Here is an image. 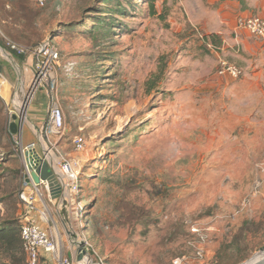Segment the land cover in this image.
Returning a JSON list of instances; mask_svg holds the SVG:
<instances>
[{
  "label": "rangeland",
  "instance_id": "rangeland-1",
  "mask_svg": "<svg viewBox=\"0 0 264 264\" xmlns=\"http://www.w3.org/2000/svg\"><path fill=\"white\" fill-rule=\"evenodd\" d=\"M244 1L47 0L26 15L31 33L8 36L60 53L65 132L51 142L78 178L72 228L85 223L106 264H264V42L235 28L240 16L264 18V0ZM1 53L11 62L0 79V227L20 239L22 165L7 130L19 90L29 98L34 56ZM219 59L242 76H219ZM23 136L37 141L27 127ZM19 246L0 243V264H26Z\"/></svg>",
  "mask_w": 264,
  "mask_h": 264
},
{
  "label": "built area",
  "instance_id": "built-area-1",
  "mask_svg": "<svg viewBox=\"0 0 264 264\" xmlns=\"http://www.w3.org/2000/svg\"><path fill=\"white\" fill-rule=\"evenodd\" d=\"M35 1L40 6L47 2V0ZM235 28L236 30H243L251 37L264 42V18L260 16H240L237 18ZM4 43L9 53L17 56H25L30 53L34 56L32 81L28 90L29 98L24 102V115L19 112L16 115L17 133L13 135L16 138V150L22 165L20 172L22 189L19 193V199L23 204V214L20 218V239L26 256V264H41L42 261H49L48 256L52 257L49 261L51 264H106L97 256L93 245L81 233L84 231V223H80L81 228L75 231L72 224L66 221L68 222L66 224L71 242H75L73 245L77 246L83 243L87 252V256H84L79 262L67 256L64 253L65 247L62 241L55 237L50 229H45L41 225L42 223L51 224L56 228L52 214H66L70 220L68 212L79 214V211H82L81 201L75 207L79 186L73 164L68 162L64 156H58L56 143L51 142V139L59 138L65 132L64 114L56 96V68L59 67L60 53L49 41H43L32 48L24 47L9 39H5ZM65 69L67 73H72L74 64H68ZM217 70L219 76L228 75L231 78L242 76L241 69L223 59H219ZM41 88H45L49 100L48 118L41 128L31 126V133L37 141L24 145L23 126L26 121V110ZM10 117L12 118L11 115ZM11 122L10 119L9 123ZM72 146L76 152L83 151L85 147L84 138H74ZM42 162H47L60 187L58 198L52 197L47 182L40 181L39 184H36L32 179V172H35ZM35 216H38L39 223L34 221ZM191 232L195 235L199 234V230L195 227L191 228ZM197 255L201 256V252L198 251ZM183 260L185 258H178L172 264H183Z\"/></svg>",
  "mask_w": 264,
  "mask_h": 264
},
{
  "label": "crops",
  "instance_id": "crops-1",
  "mask_svg": "<svg viewBox=\"0 0 264 264\" xmlns=\"http://www.w3.org/2000/svg\"><path fill=\"white\" fill-rule=\"evenodd\" d=\"M22 2H24V4L26 3L27 8L32 9L36 7V2L34 0H23ZM19 0H0V39L1 41H4L5 39H9L11 40L8 36L11 35L14 37L13 32L15 30H19L22 27L26 28L30 33L32 32L33 29V25L32 24V18L29 19V21L26 23L25 19H19V17L21 15H23V11L21 14V8L19 6ZM13 12V14L17 13V15H14L15 18H18V20H13L12 21V17H10L11 15L8 14L10 12ZM6 12V14H5ZM27 40H29L30 42H25V45H29L32 44L35 41V38H33V36L30 34V36L26 37ZM23 45V44H22ZM28 47V46H27ZM0 51L1 52H5V49H3L0 46ZM0 52V79L2 78V81L6 82L8 80V75L6 70V64L9 63V61L11 62V60L4 58L2 56V53ZM29 62H27L28 65V70L32 71V64H30L32 62V60H28ZM31 61V62H30ZM7 83V82H6ZM0 92H2V87H0ZM18 102L16 103V108L20 109V107L23 105L24 101H25V97H23V92L22 89L19 90V95H18ZM22 97V102H21V98ZM46 98H42V101L40 102L38 107H35L33 105H29L27 110H26V121L24 123L23 126V131L24 128H28L29 131L31 132V126L37 127V128H41L44 123L47 121L48 118V108H49V100L47 97V94L45 96ZM47 99V100H46ZM33 135V134H32ZM32 141H24L23 139V144L27 145ZM57 217L58 222H55V218ZM52 215V219L55 222L54 224L56 225L55 227H51L50 228V224H45L42 225L45 229H50L53 233V235L55 237H58L65 249H64V253L69 256L70 258H74L76 260L77 258V249H78V245L75 246L73 245L75 242H71V237L68 234V230H67V224L66 223H70V220H68V217L66 216V214L61 213V215H57V214ZM36 218V217H35ZM34 218V219H35ZM68 221V222H66ZM58 223L60 224V227L58 226ZM64 231V235L62 233H60L61 230ZM81 233L83 234V236H85L87 238V235L85 233V231H81ZM46 260V258H45ZM41 264H51L49 261H42Z\"/></svg>",
  "mask_w": 264,
  "mask_h": 264
},
{
  "label": "trees",
  "instance_id": "trees-1",
  "mask_svg": "<svg viewBox=\"0 0 264 264\" xmlns=\"http://www.w3.org/2000/svg\"><path fill=\"white\" fill-rule=\"evenodd\" d=\"M23 0H19V6H20V8H21V14H22V11H23V15H21L20 17H19V19H25V20H27L26 19V15L29 13L28 11H29V8H27V6H26V3L24 4V2H22ZM220 1H237L240 5H244V3H245V1L244 0H220ZM13 12L11 11L10 13H8V14H10L11 16L10 17H14V15H17V13H15V14H12ZM5 14H6V12H5ZM15 18V17H14ZM30 19V18H29ZM16 20H18V18H16ZM22 37V36H21ZM214 37V36H213ZM13 42V41H12ZM25 42H30L29 40H27L26 39V41ZM25 42H24V44H25ZM23 44V45H24ZM39 44V42H38V40L36 41H34L32 44H29V45H26V46H24V47H29V48H32V47H35L36 45H38ZM19 45H21V44H19ZM22 45V46H23ZM0 46L3 48V49H5V50H7L6 49V47H5V43H4V41H1V39H0ZM8 51V50H7ZM10 54H12V53H10ZM15 58H17V59H19V60H24L23 58H25L24 56H17V55H15V54H12ZM151 89V88H150ZM7 133L9 134V136L11 137V139H12V137H13V135H11L10 134V132H9V130H7ZM90 219H92V218H89V219H85V221L84 222H87L88 223V221L90 220ZM85 224V223H84ZM90 226H88V224H87V227H85V229L87 228L90 232H91V234H92V238L94 239L95 238V236L96 235H98L100 232V230H99V226H98V224H94V226H91L90 228H89ZM20 228V227H19ZM16 232H15V230L13 229V226L11 225V224H8V223H4L3 224V226H1L0 227V243H3V244H5V245H7V248H8V250L9 251H12L13 250V247H12V245H13V242H17V244L19 245V242H20V245H21V247H20V249L22 250V252H23V249H22V243H21V239H19L17 236H16V234H15ZM19 237H20V229H19ZM95 258V257H94Z\"/></svg>",
  "mask_w": 264,
  "mask_h": 264
},
{
  "label": "water",
  "instance_id": "water-1",
  "mask_svg": "<svg viewBox=\"0 0 264 264\" xmlns=\"http://www.w3.org/2000/svg\"><path fill=\"white\" fill-rule=\"evenodd\" d=\"M7 53V55L10 56V53H8L5 50V54ZM12 59V56H10ZM12 122L9 124V132L11 135H15L17 133V124H16V120H17V116L13 115L12 116ZM33 181L36 184H39L40 181H45L48 183V186L51 190V194L53 198H58L60 195V187L52 173V171L50 170V167L48 166L47 162H42L41 165L39 166V168H37L35 170V172H32L31 174ZM84 256H87V252L86 249L84 247L83 243L78 244V249H77V258L76 261H81L83 259Z\"/></svg>",
  "mask_w": 264,
  "mask_h": 264
},
{
  "label": "bare ground",
  "instance_id": "bare-ground-1",
  "mask_svg": "<svg viewBox=\"0 0 264 264\" xmlns=\"http://www.w3.org/2000/svg\"><path fill=\"white\" fill-rule=\"evenodd\" d=\"M23 91H24V90H23V88H22V92H23ZM23 97L26 98L25 101L28 99V98L25 96L24 93H23ZM25 101H24V102H25ZM21 102H22V97H21ZM19 111L24 115V113H25V105H24V103H23V105L20 107ZM257 258H258V261H259L260 258H264V254H262L261 256L256 257L255 259H257ZM251 262H252V261H251ZM251 262H249V263H247V264H251Z\"/></svg>",
  "mask_w": 264,
  "mask_h": 264
}]
</instances>
